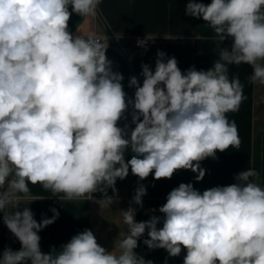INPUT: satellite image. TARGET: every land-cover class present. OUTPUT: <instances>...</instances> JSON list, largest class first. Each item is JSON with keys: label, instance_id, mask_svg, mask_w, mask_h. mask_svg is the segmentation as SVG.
Masks as SVG:
<instances>
[{"label": "clouds", "instance_id": "clouds-1", "mask_svg": "<svg viewBox=\"0 0 264 264\" xmlns=\"http://www.w3.org/2000/svg\"><path fill=\"white\" fill-rule=\"evenodd\" d=\"M102 3L0 0V220L21 245L0 251V264H153L135 251L145 234L149 251L167 252L164 264L182 253V264H264V186L254 168L202 192L182 182L158 208L162 215L146 221L131 208H143L142 181L150 175L158 181L185 170L201 182L202 161L239 150L238 127L227 114L246 96L229 66H251L249 82L264 85V0H185L184 14L214 31L219 58L207 70L182 71L174 56L157 50L154 70L142 63L139 77H129L133 96L106 54L108 37L70 29L73 14L95 18ZM228 39L230 49L221 47ZM130 173L137 187L122 213L119 254L87 228L59 249L41 250L39 233L60 212L52 207V217L38 222L30 207L20 209L22 199H32L30 184L51 193L32 202L94 200L106 208L119 202L117 181Z\"/></svg>", "mask_w": 264, "mask_h": 264}, {"label": "crops", "instance_id": "crops-1", "mask_svg": "<svg viewBox=\"0 0 264 264\" xmlns=\"http://www.w3.org/2000/svg\"><path fill=\"white\" fill-rule=\"evenodd\" d=\"M201 2L209 4L211 0ZM184 8L185 0H103L97 17L85 18L73 14L69 26L73 32L78 28L85 36L94 34L108 37L106 54L113 61L114 70L124 75L125 91L133 96L135 89L128 87L129 77H139L142 63L149 64L154 70L157 50L164 51L168 57L174 56L182 71L193 65L197 70H207L219 58L214 31L202 20L186 16ZM137 37L149 38L151 45L147 52L135 47ZM231 43V39H228L221 47L230 49ZM251 74L252 68L247 64L229 66V77H239L246 96L238 112L227 114L229 121L234 120L238 127L241 139L239 150L229 148L223 153L217 152L216 160L208 158L202 161V167L207 171L201 182H196L195 174L185 170L178 171L171 179L158 181L150 175L142 181L147 186L143 208L131 205L133 211L137 210L138 222L148 220L151 215H162L158 208L166 202L167 194L182 182H191L202 192L214 186L235 183L234 175L254 168L259 172L256 182L264 186V85L250 83L248 77ZM142 80L140 77L141 84ZM125 155L131 158L130 148ZM137 179L130 173L125 180H118L116 187L120 200L106 208L100 207L94 200L65 201L62 204L52 197L32 202V199L47 197L51 193L40 185L31 184L32 199H22L19 208L30 207L38 222L42 215L52 217V207L60 212L55 223L39 233L41 250L45 253L52 246L59 249L73 235L87 228L94 231L102 246L119 254L118 245L123 238L121 234L127 231L122 213L130 206ZM108 194L112 195L111 190ZM94 195L96 199L101 198L98 193ZM143 238H147L146 234L135 250L138 255L152 260L153 264H164L167 252L163 249L149 251L142 243ZM5 247L19 250L21 245L0 220V251ZM182 256L183 253L181 257L169 258L168 264H182Z\"/></svg>", "mask_w": 264, "mask_h": 264}, {"label": "built area", "instance_id": "built-area-1", "mask_svg": "<svg viewBox=\"0 0 264 264\" xmlns=\"http://www.w3.org/2000/svg\"><path fill=\"white\" fill-rule=\"evenodd\" d=\"M140 39H145V38H143V37H137V38L134 40V45H135V47H136L137 49H139L140 51H142V52H147V51L150 49V45H151L150 41H147V42H146V47H141V46H138V43H137V41L140 40Z\"/></svg>", "mask_w": 264, "mask_h": 264}]
</instances>
